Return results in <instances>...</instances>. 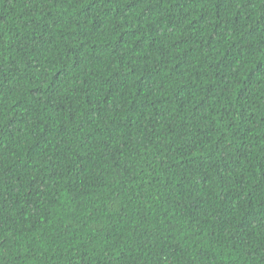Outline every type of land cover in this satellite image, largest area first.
Instances as JSON below:
<instances>
[{
	"label": "trees",
	"instance_id": "obj_1",
	"mask_svg": "<svg viewBox=\"0 0 264 264\" xmlns=\"http://www.w3.org/2000/svg\"><path fill=\"white\" fill-rule=\"evenodd\" d=\"M0 264H264V0H0Z\"/></svg>",
	"mask_w": 264,
	"mask_h": 264
}]
</instances>
